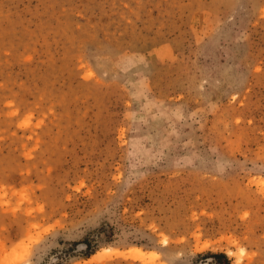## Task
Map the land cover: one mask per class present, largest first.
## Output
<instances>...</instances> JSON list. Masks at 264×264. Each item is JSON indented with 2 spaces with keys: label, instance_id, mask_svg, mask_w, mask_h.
Segmentation results:
<instances>
[{
  "label": "rangeland",
  "instance_id": "rangeland-1",
  "mask_svg": "<svg viewBox=\"0 0 264 264\" xmlns=\"http://www.w3.org/2000/svg\"><path fill=\"white\" fill-rule=\"evenodd\" d=\"M0 264H264V0H0Z\"/></svg>",
  "mask_w": 264,
  "mask_h": 264
},
{
  "label": "bare ground",
  "instance_id": "bare-ground-1",
  "mask_svg": "<svg viewBox=\"0 0 264 264\" xmlns=\"http://www.w3.org/2000/svg\"><path fill=\"white\" fill-rule=\"evenodd\" d=\"M109 251L110 249L109 248H106L105 249V251ZM135 252L137 253V254H141V255H144V253H145V251H143V250H141L140 248H136L135 249ZM153 252V251H152ZM154 253V252H153ZM99 254H97V256H98Z\"/></svg>",
  "mask_w": 264,
  "mask_h": 264
},
{
  "label": "trees",
  "instance_id": "trees-1",
  "mask_svg": "<svg viewBox=\"0 0 264 264\" xmlns=\"http://www.w3.org/2000/svg\"><path fill=\"white\" fill-rule=\"evenodd\" d=\"M88 246L90 247V244H88Z\"/></svg>",
  "mask_w": 264,
  "mask_h": 264
}]
</instances>
